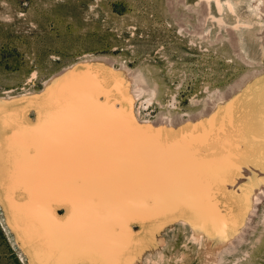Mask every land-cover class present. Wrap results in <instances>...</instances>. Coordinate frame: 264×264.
<instances>
[{
	"label": "bare ground",
	"instance_id": "bare-ground-1",
	"mask_svg": "<svg viewBox=\"0 0 264 264\" xmlns=\"http://www.w3.org/2000/svg\"><path fill=\"white\" fill-rule=\"evenodd\" d=\"M260 5H250L256 15ZM130 86L88 62L52 77L43 95L0 97V188L30 264H148L167 228L188 225L219 249L245 223L252 184L235 197L225 185L247 159L264 169V92L242 91L176 128L140 122Z\"/></svg>",
	"mask_w": 264,
	"mask_h": 264
},
{
	"label": "rangeland",
	"instance_id": "rangeland-1",
	"mask_svg": "<svg viewBox=\"0 0 264 264\" xmlns=\"http://www.w3.org/2000/svg\"><path fill=\"white\" fill-rule=\"evenodd\" d=\"M214 1L0 0V97L43 95L46 82L65 69L100 62L130 77L140 122L177 128L208 119L245 91L264 92V0H221L222 11ZM257 3L259 15L250 7ZM238 19L252 25L238 27ZM238 168L225 188L235 197L240 185L252 184L253 208L231 242L206 246L179 223L166 229L167 243L148 264H264V169L249 159ZM10 222L0 188V264H30Z\"/></svg>",
	"mask_w": 264,
	"mask_h": 264
}]
</instances>
